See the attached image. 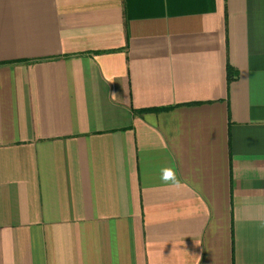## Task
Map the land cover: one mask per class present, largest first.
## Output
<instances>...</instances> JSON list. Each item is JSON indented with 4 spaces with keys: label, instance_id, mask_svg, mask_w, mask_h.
Here are the masks:
<instances>
[{
    "label": "crops",
    "instance_id": "1",
    "mask_svg": "<svg viewBox=\"0 0 264 264\" xmlns=\"http://www.w3.org/2000/svg\"><path fill=\"white\" fill-rule=\"evenodd\" d=\"M0 264H264V0H0Z\"/></svg>",
    "mask_w": 264,
    "mask_h": 264
},
{
    "label": "trees",
    "instance_id": "2",
    "mask_svg": "<svg viewBox=\"0 0 264 264\" xmlns=\"http://www.w3.org/2000/svg\"><path fill=\"white\" fill-rule=\"evenodd\" d=\"M227 76H228V80L230 81L232 78V70L230 68L227 69Z\"/></svg>",
    "mask_w": 264,
    "mask_h": 264
}]
</instances>
